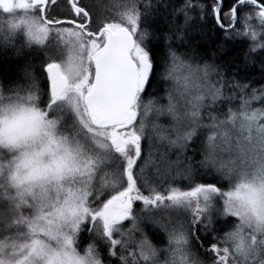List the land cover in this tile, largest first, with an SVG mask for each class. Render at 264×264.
Returning a JSON list of instances; mask_svg holds the SVG:
<instances>
[{"label": "snow or ice", "instance_id": "6c2138e0", "mask_svg": "<svg viewBox=\"0 0 264 264\" xmlns=\"http://www.w3.org/2000/svg\"><path fill=\"white\" fill-rule=\"evenodd\" d=\"M93 7L0 0L16 57L0 60V264H264V87L246 71L255 53L264 77V0ZM204 20L223 35L210 61L192 55Z\"/></svg>", "mask_w": 264, "mask_h": 264}, {"label": "trees", "instance_id": "16d2710c", "mask_svg": "<svg viewBox=\"0 0 264 264\" xmlns=\"http://www.w3.org/2000/svg\"><path fill=\"white\" fill-rule=\"evenodd\" d=\"M171 2L175 3L176 5H181L183 4L184 0H171ZM193 2L197 3L199 2V0H193ZM208 2H210V0H208ZM152 3L153 5L158 4L160 6L162 17L166 16L167 12L171 11V9H167L166 11L164 9V5L168 4L169 0H152ZM113 5H114V1L112 2V0H110V3L106 4V9L112 8ZM192 15L195 16V13H192ZM0 16L4 17L2 13H0ZM253 23H254V26L257 28V30H259L258 21H254ZM200 24L203 25L202 30L203 32L207 33V37L204 40L200 41L199 43H197L196 41H193V48L195 49V51L192 53V55L195 57L198 54L199 56H203L205 59H208L210 61L212 52L216 49V45L223 40V35L222 33H216L212 30L213 25H212L211 20H204V21H199L195 29L194 35L196 36L197 40H200V37H199V34L201 32V28L199 26ZM164 26H165V21L162 18L160 20V27L163 29ZM227 48L229 49L230 53H232L233 55L237 57L238 63H240V65L243 67V65L245 64V54L248 52L247 45H241L237 43L236 41H229L227 43ZM253 57L255 58V62L249 59L247 61L246 71L248 73L249 81L255 82V83H252V87L259 89L261 87H264V77L261 76V68H260V62H259L260 57L257 56L255 53L253 54ZM223 62H224L223 60H219V59L217 60V63L223 64ZM7 64L11 66L12 68H15V64L13 62L7 61ZM220 71H225V69L221 68ZM253 107H261V105L259 102H255L253 104ZM188 154L191 155L192 154L191 151H189ZM201 158L202 157H200L199 155L196 156V159H201ZM154 159H155V165L157 162L156 166H159L160 165L158 164L159 155L155 154ZM154 170H155V167L149 168L147 174L151 177L154 173L153 172ZM195 179L197 182H207V181H210L212 177L201 173L199 176V181L197 180V176L195 177ZM177 181L176 183L184 184L187 186V184L183 183L184 180L179 179ZM217 227H219V225H217ZM160 235L162 236V232H160ZM199 235H204V233L200 232ZM153 242L155 243L156 241L154 240Z\"/></svg>", "mask_w": 264, "mask_h": 264}, {"label": "rangeland", "instance_id": "374dc122", "mask_svg": "<svg viewBox=\"0 0 264 264\" xmlns=\"http://www.w3.org/2000/svg\"><path fill=\"white\" fill-rule=\"evenodd\" d=\"M96 5L97 7L100 9V6L98 5V2H96ZM102 9L106 10V4L105 5H102ZM113 8V7H112ZM112 8H108L109 11L112 10ZM101 10V9H100ZM4 19V17L0 16V22H2V20ZM54 45H55V40L54 39H50L49 43H48V52L49 54H53V51H54ZM16 57L14 55V53H12L11 50H9L7 53H4V55L2 57H0V60H6V61H9V62H13L15 61ZM15 64V63H14ZM37 68H38V64H37ZM153 119L152 117H149V120ZM166 152V149L164 146H161L159 148V151L156 152V154L159 155V162L158 164L159 165V168L161 170V172H165L169 167H171L172 169V172H173V175L175 174V171L177 169V165L175 163V160H176V156H175V151H171V152H167L166 155H161L162 153H165ZM190 155V154H189ZM192 155V154H191ZM156 165H157V162H156ZM182 166V165H181ZM155 171V170H154ZM153 171V172H154ZM199 175H197V180L199 181ZM180 178H177V180H179ZM178 182V181H177ZM183 183L185 184H188V181H183ZM178 186H181V187H186V185L184 184H178L176 183ZM176 215H179V213H176ZM162 232V231H161ZM163 232H162V236H163Z\"/></svg>", "mask_w": 264, "mask_h": 264}, {"label": "flooded vegetation", "instance_id": "af4514ba", "mask_svg": "<svg viewBox=\"0 0 264 264\" xmlns=\"http://www.w3.org/2000/svg\"><path fill=\"white\" fill-rule=\"evenodd\" d=\"M114 1V5L117 3V0H112V2ZM96 2H98V5L100 6V9L97 7ZM84 3H89L91 5H94V7L92 8V13L94 18H107L109 20H114V19H118V9H116L113 5L112 10L109 11V9H102V5H105L107 3H110V0H84ZM66 13V9H63Z\"/></svg>", "mask_w": 264, "mask_h": 264}]
</instances>
